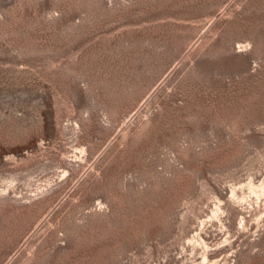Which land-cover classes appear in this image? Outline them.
Segmentation results:
<instances>
[{
	"label": "rangeland",
	"instance_id": "obj_1",
	"mask_svg": "<svg viewBox=\"0 0 264 264\" xmlns=\"http://www.w3.org/2000/svg\"><path fill=\"white\" fill-rule=\"evenodd\" d=\"M0 264H264V0H0Z\"/></svg>",
	"mask_w": 264,
	"mask_h": 264
}]
</instances>
